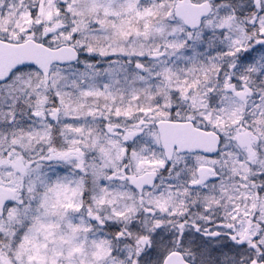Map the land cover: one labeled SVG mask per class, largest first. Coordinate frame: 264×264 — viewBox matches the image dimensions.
I'll return each instance as SVG.
<instances>
[{"label":"snow or ice","instance_id":"6c2138e0","mask_svg":"<svg viewBox=\"0 0 264 264\" xmlns=\"http://www.w3.org/2000/svg\"><path fill=\"white\" fill-rule=\"evenodd\" d=\"M0 264H264V0H0Z\"/></svg>","mask_w":264,"mask_h":264}]
</instances>
